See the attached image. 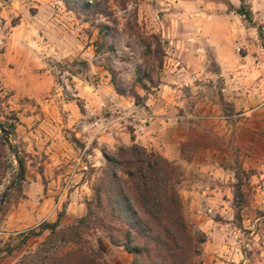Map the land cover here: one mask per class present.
<instances>
[{"label":"rangeland","instance_id":"374dc122","mask_svg":"<svg viewBox=\"0 0 264 264\" xmlns=\"http://www.w3.org/2000/svg\"><path fill=\"white\" fill-rule=\"evenodd\" d=\"M6 1L11 2L0 0L1 60L15 41L29 43L26 45L41 59L38 72H47L49 76L52 90L46 97L56 96L63 108L66 102L77 105L86 115L82 119L96 129L95 136L105 129L112 130L114 146L101 145L102 155L105 149L115 152L123 145H131L124 142L122 133L134 137L135 130L147 131L146 125L161 115L166 120L177 121L182 133L188 121L195 123L189 124L193 136L182 144L186 154L190 155L201 145L231 147L219 135H209L207 128L210 126L209 130L214 131L210 121L216 119L228 122L238 119L242 123L239 154H249L252 150V155H264V0H245L251 20L238 12L241 0H112L109 17L84 8L74 11L64 0H21L25 10L16 14L13 9L18 7L13 4L10 11H1ZM35 3L44 6L40 9ZM104 26H108L107 32L104 29L100 32ZM152 34L163 41L165 54L161 68L157 66V47ZM138 35L153 42L151 55L146 53V46ZM5 67L0 73V121L12 131L11 140L18 147L24 178L8 192L0 208V250L7 245L19 247L16 248L19 259L27 245L22 243L23 235L31 230L9 232L6 217L24 198V186L32 177L36 178V171L47 184L59 170L56 168L57 173L49 170L46 155L32 156L17 141L20 117L16 107L35 100L16 95L12 88L16 63L10 62ZM228 87L229 93L232 87H239L234 89H239L244 103H251V113L247 104L236 111L226 91L221 89ZM211 101H218L219 113L201 112L203 105ZM64 111L62 121L68 118V110ZM250 118L252 127L247 124ZM76 144L84 149L79 140ZM105 163L104 158L102 165L86 170L91 194L86 199L83 216L87 214V202L94 197V187ZM18 169L13 153L0 134V195L16 177ZM237 174L240 194L233 189L229 203L213 206V211L204 207L203 227L189 219L207 235L203 264H264V177L255 178L251 184L246 173ZM61 181V187L70 182L62 178ZM83 216L74 223L59 226L58 230L76 224ZM43 233L41 242L37 246L33 244L34 247L29 245L37 238L30 236L27 247L37 249L50 231ZM80 236L82 246L97 252L101 262L131 264L132 260L128 263V254L124 253L126 250L112 244L108 232L94 224V220L80 227ZM59 238L58 234L53 236L52 248L60 253L81 246ZM0 255L2 262L5 252Z\"/></svg>","mask_w":264,"mask_h":264},{"label":"crops","instance_id":"0c3cea01","mask_svg":"<svg viewBox=\"0 0 264 264\" xmlns=\"http://www.w3.org/2000/svg\"><path fill=\"white\" fill-rule=\"evenodd\" d=\"M10 1V3L6 1L7 5L1 3L3 7L1 11L12 9L11 4L18 7V9H13L16 14L25 10L21 0ZM40 1L42 2V0ZM35 5L40 9L44 6L42 3H35ZM26 44L29 43L15 41L7 49L5 59L1 60L0 58V73L6 69L5 65L10 62L16 63L15 86L12 87L15 89L16 95L35 100V103H26L16 107L20 117V122L16 127L17 141L32 156L46 155L45 163L49 170L53 169L54 173H57L56 168H58L59 174H56L55 178L52 176L51 182L46 184L43 175L35 170L36 178L32 177L31 181L24 186V198L6 217L7 230L13 233H24L35 229L43 222L54 223L58 220L61 211L63 214L60 217L59 226L74 223L75 219L83 216L86 211V199H89L91 194L86 170L88 167L103 164L104 155L101 152V145L109 148L114 146L112 130L105 129L104 133L95 136L96 129L82 119L86 115L77 105L66 102L63 108L60 105L61 101L56 96L54 98L46 97L52 90L49 76L47 72H38V68L42 65L41 59L39 56H35ZM206 75L227 76L225 73H206ZM234 88L239 87H232L231 93H229V87L221 89L226 91L227 99L233 102L237 112L241 110L242 104H247L251 113V103H244L245 100L241 97L239 89L235 90ZM248 98L251 99V97ZM65 109L68 110L66 113L68 118L62 121L61 114L65 112ZM219 109L218 101H211L207 106L203 105L200 111L219 113ZM188 122V125H185V132L182 133L180 127L177 126V121L170 118L166 120V117L161 115L156 116L155 121L150 125H146L147 131L140 132L137 129L134 131L136 133L134 137L130 134H122H124L125 143L137 142L180 166L182 170L180 195L184 203L186 217L203 227L202 225L205 223L203 208L206 207L213 211V206L229 203L231 200L229 193L231 194L237 183L241 187L238 172L246 173L251 184L256 179L264 177V173L261 171L264 170V155H252V150L249 154H239L237 146L240 144L242 123L238 119L229 122L216 119L210 121L214 124L212 128L214 131L209 130L210 126L207 128L209 135H219L221 141L224 140L227 144L231 143V147L219 149L210 146V144L208 146L201 145L190 155L186 154L182 150V144L193 136L189 124L191 126L195 124L193 121ZM247 124L252 127L251 118ZM68 128L70 130H67ZM76 140L83 144V150L81 145L76 144ZM49 174L51 176L52 172ZM26 177L28 178L27 173ZM61 178L64 182L67 180L70 182L61 187L63 182ZM227 193L228 197L225 198L224 195ZM65 199V203H63ZM43 232L41 235L35 236L37 239L34 243L31 242L32 244H30L31 238H28L24 252L28 248V243L29 246L34 247L33 244L37 246L41 242ZM17 252L14 250L11 255L4 257L0 264H15L19 256ZM124 253L128 254V263H130L132 255L127 251Z\"/></svg>","mask_w":264,"mask_h":264},{"label":"trees","instance_id":"16d2710c","mask_svg":"<svg viewBox=\"0 0 264 264\" xmlns=\"http://www.w3.org/2000/svg\"><path fill=\"white\" fill-rule=\"evenodd\" d=\"M72 1L70 5L69 0H64L74 11L84 8L111 15L109 3L112 0ZM241 2L238 12L251 20L245 0ZM103 29L107 32L108 26L100 28V32ZM138 36L146 46V53L151 55L153 42H148L144 35ZM150 36L155 40L157 66L161 68L165 54L163 41L157 35ZM139 80L143 82L142 78ZM103 154L106 163L94 187V197L87 202V214L65 230H58L61 213L56 222H43L38 230L25 233L23 244L32 235L39 236L46 229L50 231L37 249L25 250L18 264H106L99 260L97 252L81 244L80 227L89 220L108 232L112 244L132 255L131 264H203L207 235L186 217L180 195V166L136 142L123 145L115 152L105 149ZM235 189L236 194H240L238 183ZM56 234L61 241L81 246L60 253L52 248ZM16 248L19 247L7 245L0 253L11 255Z\"/></svg>","mask_w":264,"mask_h":264},{"label":"water","instance_id":"95a60500","mask_svg":"<svg viewBox=\"0 0 264 264\" xmlns=\"http://www.w3.org/2000/svg\"><path fill=\"white\" fill-rule=\"evenodd\" d=\"M0 134L2 136V139L7 144L10 152L13 153L15 160L18 163V168H19L16 177L13 179V181L10 183V185L0 195V208H1L2 204L5 201V198L7 197L8 192L19 181L23 180V178H24V166H23L22 160L20 158V153H19L18 147L14 143H12L11 134H10L9 130L4 126V124L1 121H0Z\"/></svg>","mask_w":264,"mask_h":264},{"label":"built area","instance_id":"2783aa9c","mask_svg":"<svg viewBox=\"0 0 264 264\" xmlns=\"http://www.w3.org/2000/svg\"><path fill=\"white\" fill-rule=\"evenodd\" d=\"M209 211H211V209H209Z\"/></svg>","mask_w":264,"mask_h":264}]
</instances>
